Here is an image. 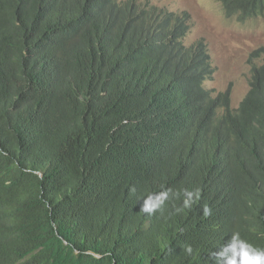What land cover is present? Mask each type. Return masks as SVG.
<instances>
[{
  "label": "trees",
  "instance_id": "obj_1",
  "mask_svg": "<svg viewBox=\"0 0 264 264\" xmlns=\"http://www.w3.org/2000/svg\"><path fill=\"white\" fill-rule=\"evenodd\" d=\"M213 1L264 19V0ZM192 29L149 0H0V264H215L234 233L264 248V46L232 108Z\"/></svg>",
  "mask_w": 264,
  "mask_h": 264
},
{
  "label": "rangeland",
  "instance_id": "obj_2",
  "mask_svg": "<svg viewBox=\"0 0 264 264\" xmlns=\"http://www.w3.org/2000/svg\"><path fill=\"white\" fill-rule=\"evenodd\" d=\"M149 1L172 13L186 11L190 14L193 29L185 38V44L202 40L207 45L214 73L206 84L216 91L229 90L232 108L238 107L249 88L250 55L264 46V19L228 18L221 4L213 0ZM252 61L256 65L260 63Z\"/></svg>",
  "mask_w": 264,
  "mask_h": 264
},
{
  "label": "clouds",
  "instance_id": "obj_3",
  "mask_svg": "<svg viewBox=\"0 0 264 264\" xmlns=\"http://www.w3.org/2000/svg\"><path fill=\"white\" fill-rule=\"evenodd\" d=\"M134 192L135 189H130ZM170 195V191L154 193L143 199L141 211L153 215L158 210H162L165 202ZM184 207H190L195 193L186 192ZM208 210L206 209V214ZM189 254L192 253L191 246L185 249ZM215 264H264V248H259L242 239L239 233H234L230 240L217 252L213 253Z\"/></svg>",
  "mask_w": 264,
  "mask_h": 264
}]
</instances>
